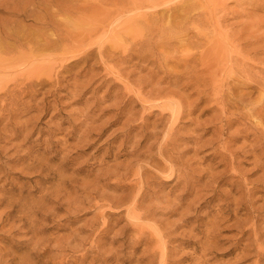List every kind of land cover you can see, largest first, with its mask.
Wrapping results in <instances>:
<instances>
[{"label":"rangeland","instance_id":"1","mask_svg":"<svg viewBox=\"0 0 264 264\" xmlns=\"http://www.w3.org/2000/svg\"><path fill=\"white\" fill-rule=\"evenodd\" d=\"M160 2L0 0V264H264V0Z\"/></svg>","mask_w":264,"mask_h":264},{"label":"bare ground","instance_id":"2","mask_svg":"<svg viewBox=\"0 0 264 264\" xmlns=\"http://www.w3.org/2000/svg\"><path fill=\"white\" fill-rule=\"evenodd\" d=\"M133 1V0H132ZM160 1H164V0H151V3L149 4V3H146L148 6H150V7H155V6H158L159 7V4L161 3ZM145 2H146V0H145ZM134 3H135V1H134ZM138 3V2H137ZM163 4L162 5H164L165 3H167V2H162ZM145 4V6L142 8V9H144V8H147V5ZM142 5H144V4H142ZM141 6V5H140ZM125 7V6H124ZM142 7V6H141ZM157 7V8H158ZM149 8V7H148ZM126 9V8H125ZM133 9V8H132ZM119 10V9H118ZM124 11V10H123ZM118 12V11H117ZM132 13V12H131ZM149 15V14H148ZM111 19V18H110ZM112 21V20H111ZM132 22H133V18H132ZM25 61V60H24Z\"/></svg>","mask_w":264,"mask_h":264}]
</instances>
